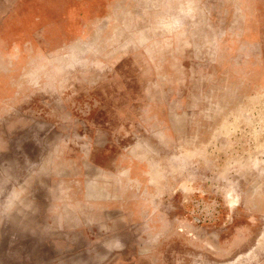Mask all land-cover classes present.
<instances>
[{
  "label": "rangeland",
  "instance_id": "1",
  "mask_svg": "<svg viewBox=\"0 0 264 264\" xmlns=\"http://www.w3.org/2000/svg\"><path fill=\"white\" fill-rule=\"evenodd\" d=\"M0 209V264H264V0H0Z\"/></svg>",
  "mask_w": 264,
  "mask_h": 264
},
{
  "label": "crops",
  "instance_id": "2",
  "mask_svg": "<svg viewBox=\"0 0 264 264\" xmlns=\"http://www.w3.org/2000/svg\"><path fill=\"white\" fill-rule=\"evenodd\" d=\"M34 147V149L36 150V153H37V151H38V146H37V144L36 143H34L33 141H25V142H23L22 144H21V146H20V149H21V151H22V153L24 154V155H26V156H29V157H31V156H33V152H31L29 149H28V147ZM63 186V185H62ZM63 189H65V188H63ZM101 190V200L99 199V200H95V205H98L99 206V204L101 205V211L103 210V194H102V191H103V189L101 188L100 189ZM63 194H64V192H62ZM103 193H104V191H103ZM86 198V197H85ZM86 200V201H85ZM84 201H85V204H87V202H88V200H87V198L85 199ZM143 201L144 202V200H145V198H142V197H140V201ZM32 202V204L34 205V206H38V205H40V200H36V199H33V201H31ZM83 201H81V203H82ZM115 203H116V206H117V209L119 210V200H115ZM91 204H93V203H91ZM44 205V204H43ZM45 205L47 206V207H50V203H49V201L48 200H45ZM87 205H84V207H86ZM98 208V207H97ZM143 208H145V205H144V207ZM3 209V208H2ZM2 209H0V221L1 220H3V216L5 215V210H3V211H5L4 213H3V211H2ZM128 210H129V212H130V208H128ZM134 211V210H133ZM155 211V210H154ZM8 212H10V211H8ZM12 212H18V213H20V212H22V210L21 209H17V207H15V209H14V211H12ZM85 212H87V210L85 209ZM85 212H82V213H79V215H83V214H85ZM103 212V211H102ZM45 215H47V216H51V213L48 211V212H46V214ZM44 215V216H45ZM65 215H67L66 213H61V214H59V215H57V216H54V220H53V222H54V224L53 225H55V222H58V223H60V222H62L63 220H64V216ZM85 216H87L86 214H85ZM136 216V217H135ZM152 216H154V213H153V211H151V209L149 208V209H147V208H145L144 210H140V212H139V215L137 216V214L136 215H134V217L136 218H134V221H139V222H141L142 223V227L145 229L146 227L147 228H150L148 225V223H150V221H151V219H152ZM66 218V217H65ZM86 218V219H85ZM84 219L85 220H87V217H85ZM138 218V219H137ZM129 222L131 221V219H129L128 220ZM49 222V221H48ZM134 223V222H133ZM130 226V225H129ZM55 227V226H54ZM56 227H58V228H62L63 226L62 225H57ZM51 228H53V227H51ZM50 231V230H49ZM228 250V249H227ZM230 250V249H229ZM229 250L228 251H223L222 253L224 254V255H227L228 253H229ZM209 254V253H208ZM208 257H212V259L214 258L213 257V255L212 254H209L208 255Z\"/></svg>",
  "mask_w": 264,
  "mask_h": 264
},
{
  "label": "clouds",
  "instance_id": "3",
  "mask_svg": "<svg viewBox=\"0 0 264 264\" xmlns=\"http://www.w3.org/2000/svg\"><path fill=\"white\" fill-rule=\"evenodd\" d=\"M9 207H11V205H9Z\"/></svg>",
  "mask_w": 264,
  "mask_h": 264
}]
</instances>
